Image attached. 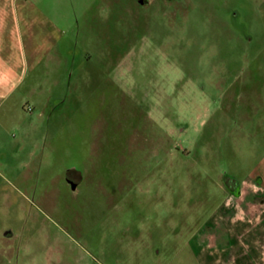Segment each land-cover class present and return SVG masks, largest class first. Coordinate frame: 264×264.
<instances>
[{"label":"rangeland","instance_id":"obj_1","mask_svg":"<svg viewBox=\"0 0 264 264\" xmlns=\"http://www.w3.org/2000/svg\"><path fill=\"white\" fill-rule=\"evenodd\" d=\"M0 20V264H264L240 229L262 220L264 0H0Z\"/></svg>","mask_w":264,"mask_h":264},{"label":"crops","instance_id":"obj_2","mask_svg":"<svg viewBox=\"0 0 264 264\" xmlns=\"http://www.w3.org/2000/svg\"><path fill=\"white\" fill-rule=\"evenodd\" d=\"M0 22H1L0 25H3L4 27L6 26V21L0 20ZM0 45H2V48H0V53H1V55H4L6 53V28L3 29L2 41H0ZM258 181L260 183H262L263 178L259 177ZM251 188L253 189L254 193L256 192L261 198V201H259L260 204H258V207H259L258 219L259 220L262 219V220L259 221L260 222L259 226H255L252 228L250 227L248 229H246L248 226H243L240 229L242 231V236L244 235L243 237H245V235H246L247 238L249 239L248 243H246V245H244L245 250L246 251L248 250L249 253L252 255V254H254V251H256L255 249L258 247V245L256 243L257 237H259V235H264V227L262 226V223L264 221V189L261 187L260 184L255 183V182L253 183V186H251ZM206 232H207V230H205V231H203V229L201 230V232H200L201 235H199V240L202 239V236L204 237V234H206ZM214 233H216V235L218 233L221 236H219V238L218 237L216 238ZM207 234L209 235V238L211 241L216 240V239L225 241L227 239V241H226L227 246L235 244L236 232L233 229L224 228L221 232H214V231L210 230L207 232ZM225 235L227 236V238H224ZM256 235H258V236L256 237ZM251 236H253L252 240H251ZM260 251H261V249H260ZM263 254H264V250H263ZM261 260H264V259H261ZM202 264H204L203 261H202Z\"/></svg>","mask_w":264,"mask_h":264}]
</instances>
